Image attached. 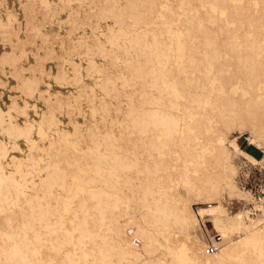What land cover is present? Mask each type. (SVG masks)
Wrapping results in <instances>:
<instances>
[{
  "label": "bare ground",
  "instance_id": "bare-ground-1",
  "mask_svg": "<svg viewBox=\"0 0 264 264\" xmlns=\"http://www.w3.org/2000/svg\"><path fill=\"white\" fill-rule=\"evenodd\" d=\"M73 1L57 33L49 0H0V264H264L256 193L229 223L218 196L262 160L236 139L264 147V0Z\"/></svg>",
  "mask_w": 264,
  "mask_h": 264
},
{
  "label": "rangeland",
  "instance_id": "rangeland-1",
  "mask_svg": "<svg viewBox=\"0 0 264 264\" xmlns=\"http://www.w3.org/2000/svg\"><path fill=\"white\" fill-rule=\"evenodd\" d=\"M84 1L86 3H88L93 8L99 6V4L101 2V0H84ZM49 2H50V8L53 11L50 12V14H51L50 15V19H45V20H43L44 22L43 21L41 22V28L42 29H40V32H45V30L46 31H50L51 29L57 31L56 30L57 27L55 25L58 22L57 20L58 19H65L67 17V15L71 11V7H72V5H70V4H73L74 1L73 0H67V3H65L66 2L65 0H49ZM230 2H232L231 5L234 6V4H233L234 2H236V4L239 3V5L240 4L243 5L244 2H247V1H244V0H234V1L228 0V3H230ZM176 4L178 6V9L181 10L182 13L184 14V16L187 17L186 20H184V21L182 20L183 23L185 21H193L194 20V17L191 14H188V7H187L186 3L184 2V0H178V2H176ZM245 6H249V8H251L248 12L254 11L255 8H256L255 0H248V5H245ZM199 7H201V6H199ZM217 19H218L217 17H213L212 20H211V21H213L212 23H215L217 21ZM55 21H56V23H55ZM53 24H54V26H53ZM157 27H159V25ZM57 33H59V32L57 31ZM63 33L68 34L69 32L64 31ZM263 34H264V32H263ZM263 38H264V35H263ZM175 44H176V39L173 40V45H175ZM3 51H4V48L2 46V39L0 38V56H2ZM22 64L26 67L28 64L32 65L33 62L26 63V64L22 63ZM49 64H51L50 67H52V63L49 62L48 64H46V67L48 66L47 67L48 69L50 68ZM23 65L21 67H23ZM112 69H113V67H111V69H109V71L110 72H115V70L111 71ZM111 74H113V73H111ZM18 77L19 78L23 77V74L18 76ZM0 78H2V75H0ZM181 82H182V80L180 79V83ZM4 84H6L7 87H10L11 85H13L12 87H14V84H16V82H11V80L8 77H5ZM136 85L138 86L139 83H137ZM181 87H182V85H181ZM9 94H10V92L4 93L2 95L4 97V100H9V98H10ZM13 94H15V92H13ZM226 132H227V135H228L229 138H233L234 135L237 133L236 132V128L230 129V130H226ZM249 135H250V132L247 129L244 133L239 134L237 136L236 140L238 141V143H240V145L244 149L247 146L258 148L257 150L260 153L259 154L260 156L258 158H260L262 160L260 162H258V163H254L249 158L245 157L242 154H236V155L234 154V156L232 158V161H233V163H235L237 171L234 172L235 174H233V173L230 174V177H231V181H233L232 183L234 184V186L235 185L236 186L232 190L227 187L228 189L226 188V189H224L222 191L221 194H218V196L220 195L222 203H223L222 204V211L219 212V216L221 217V219L224 222L227 221L226 223H229V222L233 221V218H234V216H235V214L237 212H242L243 216L247 217L245 209L247 207H249L250 202L253 199L252 193L253 194H255V193L259 194L260 186H263L262 188L264 189V147H258L255 144L250 143L249 142ZM231 136H233V137H231ZM47 148L48 147H46L45 150L43 151V154H44L45 157L49 156L47 151H50L49 150L50 148L49 149H47ZM54 157H56V158L59 157V154L55 155ZM63 163H64V165L66 164L67 167L70 166V163L66 159L63 160ZM232 175H233V177H232ZM100 181L101 180L98 177V182L100 183ZM190 184H192V183L190 182ZM176 188L180 192V194L190 202L191 207L194 210H196L197 212H199L198 209L203 204L201 202L202 197L199 196V195L194 194L191 191H189L188 190V185L183 180L176 181ZM237 192H239V193H237ZM223 210H225V211L223 212ZM199 217H200V215H199ZM200 218H201L200 221L202 223L203 218L202 217H200ZM207 219H209L210 221H207ZM205 220H206V224H207V228L205 229L206 232L215 233L217 230L215 229V227L213 225L212 217L211 216H206ZM195 229H196V232L198 233V235L200 237L202 236L201 239L204 242L205 241L208 242V238H207V236H205L206 234L203 233L201 227L197 226V227H195ZM199 232H200V234H199ZM242 232H243V230H241V231L239 230V232H236L234 234L235 237L240 235V234H243ZM228 239L229 238H222L220 244L224 243ZM164 258H165L167 264H175V263H173L174 262L173 257L170 256L169 254L167 256H165ZM183 264H190V263L183 262Z\"/></svg>",
  "mask_w": 264,
  "mask_h": 264
},
{
  "label": "built area",
  "instance_id": "built-area-1",
  "mask_svg": "<svg viewBox=\"0 0 264 264\" xmlns=\"http://www.w3.org/2000/svg\"><path fill=\"white\" fill-rule=\"evenodd\" d=\"M260 192L259 194H256L255 201L251 204L250 211L251 215L257 214L258 212L264 211V190L259 188ZM203 227H206L205 223H203ZM221 242V235L216 231L215 233H212V235L209 234L208 238V251L214 252L218 249L219 243Z\"/></svg>",
  "mask_w": 264,
  "mask_h": 264
},
{
  "label": "crops",
  "instance_id": "crops-1",
  "mask_svg": "<svg viewBox=\"0 0 264 264\" xmlns=\"http://www.w3.org/2000/svg\"><path fill=\"white\" fill-rule=\"evenodd\" d=\"M248 148H250L252 151H249ZM247 151H249L250 153L256 155V154H260L259 151L257 150L258 148H255V147H251V146H247L245 148ZM257 156V155H256ZM258 157V156H257ZM207 221H210L209 219H207ZM211 232V231H210ZM212 233V232H211Z\"/></svg>",
  "mask_w": 264,
  "mask_h": 264
},
{
  "label": "trees",
  "instance_id": "trees-1",
  "mask_svg": "<svg viewBox=\"0 0 264 264\" xmlns=\"http://www.w3.org/2000/svg\"><path fill=\"white\" fill-rule=\"evenodd\" d=\"M248 150H249V151H252L250 148H248ZM256 155H257L258 157L260 156V155H258V154H256Z\"/></svg>",
  "mask_w": 264,
  "mask_h": 264
}]
</instances>
